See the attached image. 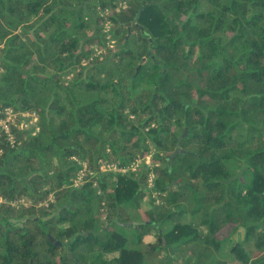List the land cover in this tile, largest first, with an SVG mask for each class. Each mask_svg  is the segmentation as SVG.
<instances>
[{"label": "trees", "instance_id": "trees-1", "mask_svg": "<svg viewBox=\"0 0 264 264\" xmlns=\"http://www.w3.org/2000/svg\"><path fill=\"white\" fill-rule=\"evenodd\" d=\"M7 109L0 264H264V0H0Z\"/></svg>", "mask_w": 264, "mask_h": 264}, {"label": "built area", "instance_id": "built-area-1", "mask_svg": "<svg viewBox=\"0 0 264 264\" xmlns=\"http://www.w3.org/2000/svg\"><path fill=\"white\" fill-rule=\"evenodd\" d=\"M109 27L107 30H105L106 32L109 31L110 29V25L107 24L106 27ZM113 42L109 43V47L112 48ZM3 115V116H2ZM17 118H21V127L23 128H31L32 130H34L36 133L39 132V128L37 126L38 124V116L35 112H21V113H14L11 109H7L6 110V118H4V110L1 112V116H0V129L4 131L7 134V138L8 141H10L11 143L14 142V137L11 133L10 130V124L14 123L16 124V120ZM142 164H146L148 167H152L149 158H144V159H137L134 162L130 163L129 165H125L122 166L120 164L117 163H104L100 166V171L102 173H119V174H126L128 172H137L139 167ZM88 170L87 165L86 164H82V169L79 171L76 181L74 183V186L77 187L80 183L83 182V179L85 177V172ZM154 180H155V175L153 173H151L149 175V187H153L154 184ZM156 196V194H155ZM5 201L4 198H0V205H4ZM16 203H13V205H15Z\"/></svg>", "mask_w": 264, "mask_h": 264}, {"label": "rangeland", "instance_id": "rangeland-1", "mask_svg": "<svg viewBox=\"0 0 264 264\" xmlns=\"http://www.w3.org/2000/svg\"><path fill=\"white\" fill-rule=\"evenodd\" d=\"M109 27L107 26V27H105V30H107ZM114 44V43H113ZM113 44H111V45H113ZM115 46V45H114ZM100 52H101V50L99 51V52H97L96 53V55H99L100 54ZM148 158H149V161H150V163H151V165H153L152 164V160H151V157H152V155H149V156H147ZM146 157V158H147ZM156 197V196H155ZM147 202V201H146ZM145 201H144V204H143V206H142V210L144 211V210H146V209H148V205H147V203H146ZM156 203H158L159 204V200L156 202ZM231 245H232V242H226V243H224L223 245H222V248H221V250L218 252V258L219 259H224V260H231L232 259V255H231Z\"/></svg>", "mask_w": 264, "mask_h": 264}, {"label": "water", "instance_id": "water-1", "mask_svg": "<svg viewBox=\"0 0 264 264\" xmlns=\"http://www.w3.org/2000/svg\"><path fill=\"white\" fill-rule=\"evenodd\" d=\"M140 68V67H139ZM139 68H138V71H139ZM187 133V130L185 132V134ZM179 153H184V151L181 150L180 146H179V143H178V147L175 151V153L172 155L171 159L174 158L175 156H177Z\"/></svg>", "mask_w": 264, "mask_h": 264}]
</instances>
